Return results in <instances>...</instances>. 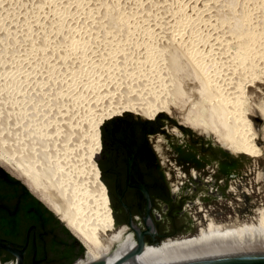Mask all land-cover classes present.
<instances>
[{"label": "bare ground", "instance_id": "6f19581e", "mask_svg": "<svg viewBox=\"0 0 264 264\" xmlns=\"http://www.w3.org/2000/svg\"><path fill=\"white\" fill-rule=\"evenodd\" d=\"M263 86L264 0H0V132L20 145L6 161L86 248L76 264L139 250L121 232L74 222L33 176L36 152L28 144L40 113L61 104L71 131L90 123L94 153L99 126L132 110L179 114L232 153L254 155L264 126L253 116L264 118V102L256 104L252 95ZM250 254H264L261 208L252 220L211 219L198 235L147 246L128 264Z\"/></svg>", "mask_w": 264, "mask_h": 264}, {"label": "water", "instance_id": "95a60500", "mask_svg": "<svg viewBox=\"0 0 264 264\" xmlns=\"http://www.w3.org/2000/svg\"><path fill=\"white\" fill-rule=\"evenodd\" d=\"M233 156L172 119L123 113L106 121L100 166L109 211L115 222L135 229L139 252L92 264L132 263L145 247L182 235L233 174ZM23 184L0 168V264H76L85 258L86 248L67 224ZM181 264H264V254Z\"/></svg>", "mask_w": 264, "mask_h": 264}, {"label": "rangeland", "instance_id": "374dc122", "mask_svg": "<svg viewBox=\"0 0 264 264\" xmlns=\"http://www.w3.org/2000/svg\"><path fill=\"white\" fill-rule=\"evenodd\" d=\"M252 96H254L255 103L261 105L264 102V86L262 91L254 93ZM60 105L61 104H56V108L51 110L52 113H40L41 119L38 118L39 116L36 117L38 120L35 119L37 121L35 125L36 130L34 129L36 132L34 130L31 132V145L28 144L34 147V151L36 152L35 157L37 158H32V163L35 164L36 167V172L34 173L36 175L33 176H35L40 183L41 181L43 182V184H41L45 186L46 190L47 188L50 189L48 190L49 194L51 191L52 196H54L51 197L55 203L57 201V204L59 203L61 208H63L74 222H77L79 225L83 224V227L87 226L89 228L90 226V228L93 227L91 229L101 228L100 230H102L108 227L110 215L106 214L108 217L105 215V212H109V207L107 195L104 193L105 184L99 165V153H96L97 151L95 153L93 152L94 146L90 136V132L92 133L91 126L89 125L90 123L88 124L89 126L87 125L84 127L82 131L80 129L81 132L79 131V133H76L75 130L71 131V126L68 125L70 124L69 120L59 114L62 112L59 111L62 110ZM61 107L63 108L62 105ZM1 110L3 113L2 107ZM125 111L135 113L132 110ZM125 111H123V113H125ZM159 113L157 116L166 114L164 111ZM41 114L46 116V118L42 117ZM256 114V116H253V120L259 121V126L263 127V116H260L261 113L259 112ZM117 115L119 114H116V116ZM17 116L19 117L20 114L18 113ZM89 117L88 121H91V119L94 118V113L91 112ZM170 117H174V121L183 123L187 127L206 135L216 143L219 142L224 148L228 149L207 129L190 127L188 124L184 123L183 117L179 114ZM3 128V125L0 126L1 132ZM0 136V139L4 138L0 140V152H4V156L0 157V167L12 177L18 179L19 176H17V173L10 165L9 160L6 161L5 156L8 158L17 156V149L14 150V148L16 146V148H19L20 145L17 143L16 137L11 136L9 132H3ZM258 142L259 150H257L254 155L235 154V156H233L234 160L241 164L242 172L240 177H236L231 183L232 190L228 199V208L227 211L222 214L223 217L220 219L221 222L225 220L230 222L236 218L242 221L252 220L258 216V210H260V208L264 209V140L260 139ZM15 151L16 153H14ZM229 152L231 151L229 150ZM258 172L262 173L261 179L257 177ZM39 176H41V179ZM20 180L22 181V179ZM103 193L106 195V198ZM102 211H104V213ZM101 225H103V227ZM198 233L199 232H193L184 237H193L198 235Z\"/></svg>", "mask_w": 264, "mask_h": 264}, {"label": "flooded vegetation", "instance_id": "af4514ba", "mask_svg": "<svg viewBox=\"0 0 264 264\" xmlns=\"http://www.w3.org/2000/svg\"><path fill=\"white\" fill-rule=\"evenodd\" d=\"M125 113H133V112H125ZM133 114H136V113H133ZM138 115H141V114H138ZM156 117H163V118H168V119L174 120V117H170L166 114H162V115H159ZM178 123L184 125L181 122H178ZM103 126L100 130V139H99V148H98L99 165H100V141H101ZM184 126H186V125H184ZM218 144H220V143L218 142ZM100 168H101V166H100ZM241 172H242L241 164L238 161H235V169H234V172L231 175V177L220 188V190L205 204V206L200 211H198V213L192 219L187 230L182 235H179V236L161 241L159 243L150 245V247H159L164 242L180 239V238H182L185 235H188L190 233L198 232L203 227H206L211 219H213L216 222L217 221L221 222L220 219H222V217H223L222 214H224L228 208V203H229L228 199H229V195H230L231 190H232L231 183L235 180L236 177H240ZM17 180H19L23 184V182L20 179H17ZM109 215H110V218L108 221L109 224L107 227V231L121 232L124 237H130L131 238V241L134 243V247L139 246V239H138V235H137V232L135 231V229L130 224L115 222L111 217L110 211H109ZM224 222H227V220H225Z\"/></svg>", "mask_w": 264, "mask_h": 264}, {"label": "trees", "instance_id": "16d2710c", "mask_svg": "<svg viewBox=\"0 0 264 264\" xmlns=\"http://www.w3.org/2000/svg\"><path fill=\"white\" fill-rule=\"evenodd\" d=\"M125 112H126V111H125ZM121 113H123V112H121ZM119 115H120V114H119ZM114 116H116V115H114ZM114 116H113V117H114ZM108 120H109V119H108ZM108 120H105V121H108ZM105 121H104V122H105ZM104 122L101 124L102 126L104 125ZM101 125L99 126V133H100V127L102 128ZM99 139H100V138H99ZM96 153H98V151H97ZM0 168H1V167H0ZM9 175H10V174H9ZM15 179H16V178H15ZM23 185H24V184H23ZM24 186H25V185H24ZM25 187H26V186H25ZM26 188H27V187H26ZM27 189H28V188H27ZM105 198H106V195H105ZM39 201H40V200H39ZM40 202H41V201H40ZM41 203H42V202H41ZM42 204H43V203H42ZM43 205H44V204H43ZM44 206H45V205H44ZM45 207H46V206H45ZM69 231H70V230H69Z\"/></svg>", "mask_w": 264, "mask_h": 264}]
</instances>
